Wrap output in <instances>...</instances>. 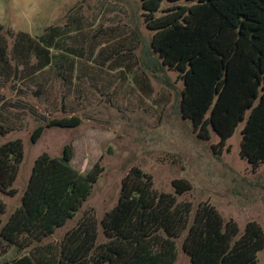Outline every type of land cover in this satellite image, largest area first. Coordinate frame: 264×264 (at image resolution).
Masks as SVG:
<instances>
[{
    "label": "trees",
    "instance_id": "16d2710c",
    "mask_svg": "<svg viewBox=\"0 0 264 264\" xmlns=\"http://www.w3.org/2000/svg\"><path fill=\"white\" fill-rule=\"evenodd\" d=\"M141 2L152 32L141 66L171 89L168 74H177L183 83L177 113L192 123L199 139L208 141L216 133L220 142L214 148L222 150L244 123L241 157L259 168L264 164V0ZM165 2L174 5L163 9ZM180 2L186 3L176 4ZM7 47L0 53L1 67ZM28 66L10 70L7 77ZM82 122L77 116L54 119L40 126L32 140L37 142L46 128H77ZM11 132L0 122V193L7 196L16 195L24 162L22 140L1 143ZM74 158L72 144L59 158L42 154L21 206L6 223L0 205L2 240L28 247L38 243L29 254L5 264H175L178 240L185 233L188 264H258L264 250V229L258 223H248L241 233L234 220H225L208 203L192 215L193 205L177 197L192 191L189 181L175 180V194L159 192L153 177L137 167L123 179L118 204L101 221L105 242L99 243V222L91 215L58 245H39L75 218L104 171L97 163L81 174L72 166Z\"/></svg>",
    "mask_w": 264,
    "mask_h": 264
},
{
    "label": "rangeland",
    "instance_id": "374dc122",
    "mask_svg": "<svg viewBox=\"0 0 264 264\" xmlns=\"http://www.w3.org/2000/svg\"><path fill=\"white\" fill-rule=\"evenodd\" d=\"M26 1L19 0V4H16L0 0V9L5 7L3 20L7 26H15L16 30H29L33 35L41 36L48 27L51 33L61 32L70 15L83 14L90 25L95 16H107L111 20L110 24L124 27L125 36L131 37L137 47L133 46L130 52L113 55L112 60H122L126 67L131 65L133 68L134 74H130L132 82L131 79V83L125 82L126 89L122 86V90H118L114 82V86L111 85L105 92L102 90V82L96 86L88 82L81 93L70 95L75 102L79 101L76 107L78 111L74 110L75 105L70 109L82 119L81 126L70 129L46 128L41 138L34 142L33 134L40 126L54 119L68 118L72 112L66 108L65 112L52 114L46 104L39 100V96L35 95L39 86L20 85L19 81L7 77L8 72L17 67L21 72L24 64L21 65L16 53L18 49L11 44L14 40L7 35V30L3 32L9 46L2 55L4 64L0 66V75L4 74V78L0 77V98L10 118L15 119L3 123L12 127L13 132L2 138L1 143L20 139L24 146V162L14 185L16 195L0 193L4 223L21 206L36 160L44 153L59 158L64 147L72 144L75 150L72 166L79 173L87 174L97 163H100L104 171L75 218L45 239L39 244L41 246L58 245L69 230L76 227L85 216L91 215L99 222V243L105 242L101 221L118 204L122 181L134 167L150 174L159 192L175 194V180L189 181L192 191L177 197L179 202H190L193 205L192 215L200 204L208 203L225 220H234L241 233H244L250 222H256L264 229V164L254 169L241 157L244 123L239 125L226 146L220 150L214 148L220 142L216 133L212 132L208 141L201 140L192 123L179 116L177 108L183 83L177 74H168L174 86L171 89L146 71L140 63L145 58L146 44L152 39L141 0H31L29 4V0ZM173 5L165 2L163 9ZM26 16H31L34 21L30 18L31 21L27 22ZM138 32L144 38L143 42L138 39ZM35 62L33 58L32 62L27 63L32 65ZM133 76L147 79L148 84L141 85L148 88L147 95L137 90ZM66 88L69 87L62 83L57 85V94L54 93V96L66 98ZM114 92H118L116 97L115 94L113 96ZM185 236L186 233L178 240V259L175 264L190 262L189 255L182 247ZM36 246L38 243L29 247L11 245L0 236V264L27 255ZM258 259V264H264V250Z\"/></svg>",
    "mask_w": 264,
    "mask_h": 264
},
{
    "label": "crops",
    "instance_id": "0c3cea01",
    "mask_svg": "<svg viewBox=\"0 0 264 264\" xmlns=\"http://www.w3.org/2000/svg\"><path fill=\"white\" fill-rule=\"evenodd\" d=\"M12 2L19 4V0H7V3ZM4 15L5 7L0 9V34L7 30V35L14 40L11 44L13 43L14 47L18 49L16 53L22 60V65H29L30 63L27 62H32L33 58L36 60L35 63H32L34 67L30 64L22 74H12L11 80L19 81L20 85L39 86L40 89L35 92V95L39 96V100L46 104L52 114L63 111V108L65 111L66 108H69L72 116H76L71 109L75 105L74 110L78 111L79 108L76 107L79 101L75 102L76 100L70 95L75 92L81 93L83 86L88 82H92L95 86L102 82V90L105 92L112 87L114 82L117 83L118 90H122V86L126 89L125 82H132L130 76L133 73L132 66L126 67V63L122 60L112 59L113 55L137 46L131 37L125 36L124 27L110 24L111 20L107 19V16H95L90 25L83 14L70 15L61 32L51 33L48 27L41 36H35L29 30H16L15 26H7L3 20ZM26 17L27 22H30L32 17ZM32 21L34 20L32 19ZM7 46L9 43L6 36L0 35V53ZM2 75H0L1 78ZM130 79L131 82H129ZM58 82L70 88H66L68 98L61 97L60 99V97L54 96V93L57 94ZM133 83L140 93L142 91L146 95L149 93L148 88L141 87L143 83L148 84L147 79L141 80L140 77L133 76ZM114 94L116 97L118 92H114L113 96ZM9 114L3 99L0 98L1 123H6L9 119L13 121L14 114L11 113L12 118Z\"/></svg>",
    "mask_w": 264,
    "mask_h": 264
}]
</instances>
